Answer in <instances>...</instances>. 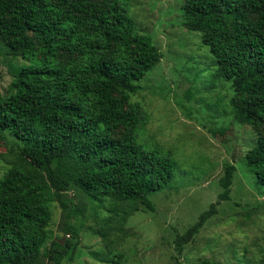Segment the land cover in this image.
I'll list each match as a JSON object with an SVG mask.
<instances>
[{"label":"trees","instance_id":"trees-1","mask_svg":"<svg viewBox=\"0 0 264 264\" xmlns=\"http://www.w3.org/2000/svg\"><path fill=\"white\" fill-rule=\"evenodd\" d=\"M182 18L214 58L213 80L230 83L233 122L256 133L243 159L264 185V0H183ZM0 57L11 75L0 94V142L12 139L0 177V264L72 258L75 222L84 215L71 191L92 212L110 214L100 233L115 256L113 234L133 214L154 213L149 196L174 178L171 151L140 142L148 114L131 101L162 53L137 30L130 0H0ZM209 132L215 138L224 130ZM234 172L233 163L223 164L222 192L174 235V264L230 199ZM53 204L64 215L63 242L51 238Z\"/></svg>","mask_w":264,"mask_h":264},{"label":"rangeland","instance_id":"rangeland-1","mask_svg":"<svg viewBox=\"0 0 264 264\" xmlns=\"http://www.w3.org/2000/svg\"><path fill=\"white\" fill-rule=\"evenodd\" d=\"M182 5L183 0H130L137 30L151 36L162 53L131 97L148 114L139 140L145 148L171 151L174 178L149 196L154 213L133 214L122 232L113 234L109 249L115 256L100 233L110 214L100 208L92 212L90 203L71 191L68 198L84 217L75 222L79 242L72 258L67 254L61 264H174V235L184 233L222 192L219 180L226 162L235 165L230 199L221 202L217 214L185 248L181 263L264 264V185L255 184L243 159L255 145L256 133L249 125L233 122L230 83L213 80L214 58L202 45L200 33L184 27ZM10 81L0 57V94L7 93ZM210 129L224 130L223 136L214 138ZM11 146V137L0 142V177L9 168ZM64 221L53 204L52 239L63 242L68 237ZM37 262L47 264L39 255L21 264Z\"/></svg>","mask_w":264,"mask_h":264}]
</instances>
